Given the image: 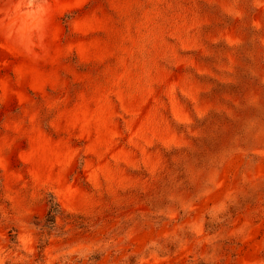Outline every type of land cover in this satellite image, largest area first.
Here are the masks:
<instances>
[{
    "label": "rangeland",
    "instance_id": "374dc122",
    "mask_svg": "<svg viewBox=\"0 0 264 264\" xmlns=\"http://www.w3.org/2000/svg\"><path fill=\"white\" fill-rule=\"evenodd\" d=\"M0 264H264V0H0Z\"/></svg>",
    "mask_w": 264,
    "mask_h": 264
},
{
    "label": "trees",
    "instance_id": "16d2710c",
    "mask_svg": "<svg viewBox=\"0 0 264 264\" xmlns=\"http://www.w3.org/2000/svg\"><path fill=\"white\" fill-rule=\"evenodd\" d=\"M57 204L56 203H53L52 205H50V209L48 211V215L50 216V214L54 213V212H57ZM50 218V217H49ZM48 221H51L53 222V217H51V219H48Z\"/></svg>",
    "mask_w": 264,
    "mask_h": 264
}]
</instances>
